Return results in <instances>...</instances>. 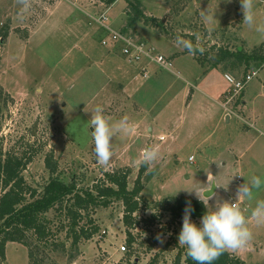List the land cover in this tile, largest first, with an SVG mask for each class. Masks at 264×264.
<instances>
[{
    "label": "rangeland",
    "instance_id": "obj_1",
    "mask_svg": "<svg viewBox=\"0 0 264 264\" xmlns=\"http://www.w3.org/2000/svg\"><path fill=\"white\" fill-rule=\"evenodd\" d=\"M139 1L145 18L153 20L135 19L128 1L118 0L108 13L109 24L169 62L174 59L169 70L146 59L131 62L119 48L104 45L108 33L94 19L106 9L99 0H29L27 9L18 0H0V157L7 152L34 154L24 176L40 192L51 177L45 164L49 154L67 184L91 189L104 180L106 172L130 170L132 189L144 150L158 146V160L151 168L146 165L142 174L145 188L140 201L150 209L140 210L138 220L157 211L155 202L196 197L181 189H203L213 181L219 185L217 199L235 202L238 178L242 184L253 176L264 182V64L226 59L199 83L211 98L203 102L202 91H196L189 106V81L196 83L203 69L197 56L178 47L175 40L179 35L203 48L198 53L209 70L221 56L220 50L264 52V35L255 30L264 25V0H254L253 28L242 23L240 0ZM251 71L257 74L242 91L247 108L241 96L228 102L225 96L233 85L225 73L240 80ZM223 90L221 100L239 116L228 112L227 119L225 108L214 101ZM97 106L103 107L110 122L127 117L135 126L133 134L113 138L114 154L107 166L97 162L90 133L94 131L89 127L91 112ZM167 146H172V152ZM259 200H264V183L253 189L251 200L237 201L249 218L253 239L248 247L230 252L246 264H264V226L250 219ZM215 202L209 201L210 210ZM163 214L150 228L141 223L131 229L136 238L131 248L123 223L124 205L114 200L82 220L81 225L91 227V218L99 231L73 247L72 238L67 237L69 220L51 209L45 215L48 227L65 249L36 245L35 258L38 264H148L157 255L158 264H174L178 253L174 242L178 243L183 219L170 225V214ZM191 220L200 225L201 219ZM162 226H170L167 235L159 233ZM153 234L160 235L163 243L159 241L148 252ZM168 242L171 245L166 248ZM123 244L127 249L121 252ZM28 254L29 247L9 242L0 264H31Z\"/></svg>",
    "mask_w": 264,
    "mask_h": 264
},
{
    "label": "trees",
    "instance_id": "obj_2",
    "mask_svg": "<svg viewBox=\"0 0 264 264\" xmlns=\"http://www.w3.org/2000/svg\"><path fill=\"white\" fill-rule=\"evenodd\" d=\"M106 6H112L117 0H99ZM129 9L133 10L134 18H145L139 0H127ZM151 21L153 19L145 18ZM263 48L260 47V49ZM221 56L213 67L218 66L228 58H236L242 63L249 65L252 61L264 64V52H254L248 54L243 48H238L235 52L220 50ZM197 61L205 66V60H201L198 51L194 54ZM34 154L23 151L21 154L7 152L0 157V259L6 257V247L9 242H17L29 247V259L31 264H38L35 258V247L43 246L53 250H58L61 246L65 249V244L56 242L48 227L49 220L45 215L51 209H57L64 213L68 222L67 237L72 238V246L77 247L83 240H90L99 231V226L90 218L91 227L81 225L82 220L91 217L92 213L99 207H108L114 200L122 201L124 205L123 223L126 227L127 245L133 247L136 238L131 232L132 228L139 227L141 223L145 227H152L159 223L164 217L163 213L170 214V225L183 219L185 207L191 206V219H202L206 209L204 204L197 198L191 196L167 197L162 201L155 202L157 210L149 217L138 220L137 213L144 209H150L140 200V195L145 188L142 174L146 165H142L134 187L129 188L130 170H115L106 172L105 178L97 183L93 188L79 189L75 183L67 184L58 176V163L54 160L53 154L46 156L45 164L51 173L49 182L43 191L32 188L25 176L24 171L32 162ZM160 213V214H158ZM170 226H162L159 230L161 235H167ZM160 236V235H159ZM161 237V236H160ZM30 239L34 240L31 243ZM148 252L153 251L159 241L157 235L153 234L149 240ZM175 248L178 253L174 259V264H196L187 255L186 248L177 242ZM166 244V248L170 247ZM34 248V249H33ZM33 249V250H32ZM131 255L127 254L130 260ZM123 264V263H121ZM148 264H158L155 255ZM213 264H246L239 256L228 251L221 255Z\"/></svg>",
    "mask_w": 264,
    "mask_h": 264
},
{
    "label": "clouds",
    "instance_id": "obj_3",
    "mask_svg": "<svg viewBox=\"0 0 264 264\" xmlns=\"http://www.w3.org/2000/svg\"><path fill=\"white\" fill-rule=\"evenodd\" d=\"M228 2H231V0H228ZM18 3L22 4L25 9L30 7L29 0H18ZM240 4L243 13L242 23L249 28H253L255 24L254 0H240ZM255 30L264 35V25L256 26ZM175 43L178 47L186 49L191 55H194L196 51H200L201 54L204 51L203 48L194 46L190 41L179 35H177ZM91 113L89 127L94 128V131L90 133L96 160L101 166H107L114 154L113 138L118 134H133L135 126L128 122L127 117H123L116 122H110V119L104 115V109L101 106H97ZM159 156V147L153 146L144 150L141 162L151 168ZM209 183L210 187L203 189L196 187L181 189L189 193H195L196 198L204 204L206 209H208L210 200L216 201L213 210H207L202 216L199 226L190 218L192 211L190 202L184 210L178 244L186 248L187 255L196 264H213L225 252H235L250 245L253 233L248 226L249 218L245 216L237 201L242 198L251 200L253 189H259L264 182L259 177L253 176L249 182H245L238 187L235 202L220 201L216 198L215 193L206 195L211 189V182ZM217 187L219 186L217 185ZM250 219L256 225L264 226V200L257 201L256 207L251 210ZM157 239L163 243V239L159 235Z\"/></svg>",
    "mask_w": 264,
    "mask_h": 264
},
{
    "label": "built area",
    "instance_id": "obj_4",
    "mask_svg": "<svg viewBox=\"0 0 264 264\" xmlns=\"http://www.w3.org/2000/svg\"><path fill=\"white\" fill-rule=\"evenodd\" d=\"M103 6L106 7L104 11L97 18L94 17L96 22L100 25V27L108 33V38L104 39L102 43L104 45H112V47H117L121 50L122 54L127 57L131 62L141 63L144 59L149 60L151 62H155V64L160 65L165 69H170L172 67V62L166 58V56L157 54L154 50L149 48H144V46L140 45L137 41L133 40L129 35L124 34L119 30H115L110 24L109 17V7L102 3ZM256 71H251L249 74L245 75L240 80H235L229 74L225 75V78L228 82L233 85V91L227 94L228 102L232 101L234 97H239L242 91L245 89V86L256 76ZM164 140V137L161 138ZM190 161L194 160V156L189 158ZM238 184H242L241 178L237 179ZM127 246L123 244L120 247V251H126Z\"/></svg>",
    "mask_w": 264,
    "mask_h": 264
},
{
    "label": "crops",
    "instance_id": "obj_5",
    "mask_svg": "<svg viewBox=\"0 0 264 264\" xmlns=\"http://www.w3.org/2000/svg\"><path fill=\"white\" fill-rule=\"evenodd\" d=\"M118 1V0H117ZM116 1V2H117ZM194 2V0L192 1V3ZM115 4V3H114ZM113 6V5H112ZM112 6L111 7H109V11H110V9L112 8ZM172 62H174V59H173V61ZM199 65H200V67L203 69V70H201V73L199 74V75H197L198 76V78L196 79V83H192V82H190L189 81V84H190V88H191V90H190V92H188V101H186V104L187 105H192L193 104V101H194V98H195V95H196V91H202L201 93H202V96H203V99H204V101L203 102H206V101H208L207 99H205V98H209L210 97V95H209V93H207V92H204L203 91V88L202 87H200V85L201 84H199L200 82L201 83H203L205 80H207V78L213 73V70H215L216 68L215 67H212V69H207V68H205L204 66H202L200 63H198ZM217 67V66H216ZM215 68V69H214ZM226 74H228V73H225V75ZM224 75V76H225ZM161 77V76H160ZM157 78H159V77H157ZM228 89V88H227ZM226 89V90H227ZM226 90H223V91H218L219 93H218V95H217V97H215L216 99L214 100V101H216L218 104V106H220L221 108H225V116L227 117V119H230V117H229V115H228V112H231L232 114H236L237 116H239L234 110H233V108H231V106L230 105H228L227 103H224L223 102V100H221V97H222V94H223V92H225ZM186 92V91H185ZM245 93H243V97H242V93L240 94V96L242 97V99H243V102L241 103L245 108H247V102H246V100L244 99L245 98V95H244ZM240 96H239V98H240ZM211 98V97H210ZM241 99V100H242ZM238 101H240V99L238 100ZM209 104V103H208ZM231 104V103H230ZM233 105V104H232ZM212 106H213V108H216V106L215 105H213L212 104ZM241 106V105H240ZM239 106V107H240ZM231 115V114H230ZM164 137V136H163ZM161 138H162V136H161ZM164 139H165V137H164ZM173 140H176V137H174V138H172ZM172 146H167V150H168V152H172L171 151V148ZM191 157V156H190ZM189 157V158H190ZM213 183H215L214 181H213ZM216 184V183H215ZM213 185V184H212ZM217 186V185H216ZM219 186V185H218ZM207 187H210V183H209V185L208 186H206L205 188H207ZM212 187V186H211ZM219 191V187H217V189H216V191H215V194L217 193ZM194 198H196V197H194ZM184 264V263H183Z\"/></svg>",
    "mask_w": 264,
    "mask_h": 264
},
{
    "label": "water",
    "instance_id": "obj_6",
    "mask_svg": "<svg viewBox=\"0 0 264 264\" xmlns=\"http://www.w3.org/2000/svg\"><path fill=\"white\" fill-rule=\"evenodd\" d=\"M216 189H217V186L215 183H213L211 189L209 190L208 193H206V195H211L212 193H215Z\"/></svg>",
    "mask_w": 264,
    "mask_h": 264
}]
</instances>
